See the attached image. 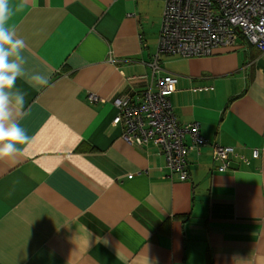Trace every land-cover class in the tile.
<instances>
[{"label":"crops","instance_id":"0c3cea01","mask_svg":"<svg viewBox=\"0 0 264 264\" xmlns=\"http://www.w3.org/2000/svg\"><path fill=\"white\" fill-rule=\"evenodd\" d=\"M19 5L10 0L8 24L27 45L16 81L26 95L10 109L31 142L0 158V264H264V52L244 40L161 55L154 76L165 0ZM35 74L49 84L33 86ZM166 75L178 78L177 120L200 123L207 140L187 155V181L114 125L117 97ZM215 145L237 153L222 173Z\"/></svg>","mask_w":264,"mask_h":264},{"label":"built area","instance_id":"2783aa9c","mask_svg":"<svg viewBox=\"0 0 264 264\" xmlns=\"http://www.w3.org/2000/svg\"><path fill=\"white\" fill-rule=\"evenodd\" d=\"M244 40L264 52V0H165L155 62L151 65L153 75L162 71L161 55L207 57L217 49L236 48ZM177 85V77L166 75L158 79L156 90L117 97L114 125H123V140L128 144H155L166 156L169 168L187 181V155L193 148L207 145V140L201 135L200 123L180 124L177 120L170 101ZM210 90L213 88L200 87L193 92ZM90 99L98 102L94 95ZM188 137L193 145H188ZM234 157L237 153L233 147H213V159L221 173L228 170Z\"/></svg>","mask_w":264,"mask_h":264},{"label":"clouds","instance_id":"9594fccd","mask_svg":"<svg viewBox=\"0 0 264 264\" xmlns=\"http://www.w3.org/2000/svg\"><path fill=\"white\" fill-rule=\"evenodd\" d=\"M26 2L27 0H20L16 11L21 10ZM12 15L10 0H0V158L14 157L26 150L22 146L31 142L27 131L12 120L10 109L12 102L20 109L24 107L26 94L16 88V81L18 78H25L23 65L27 62L22 55L27 48L26 42L17 37L15 30L8 24ZM26 80L33 86L49 84V77L42 74H35Z\"/></svg>","mask_w":264,"mask_h":264},{"label":"rangeland","instance_id":"374dc122","mask_svg":"<svg viewBox=\"0 0 264 264\" xmlns=\"http://www.w3.org/2000/svg\"><path fill=\"white\" fill-rule=\"evenodd\" d=\"M163 17V16H162ZM161 21H162V18H161ZM159 39V38H158Z\"/></svg>","mask_w":264,"mask_h":264}]
</instances>
